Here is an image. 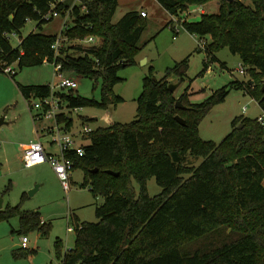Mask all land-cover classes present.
Segmentation results:
<instances>
[{"label": "trees", "instance_id": "1", "mask_svg": "<svg viewBox=\"0 0 264 264\" xmlns=\"http://www.w3.org/2000/svg\"><path fill=\"white\" fill-rule=\"evenodd\" d=\"M54 1L0 0V59L17 62L21 69L53 62L61 64L63 73L103 80L101 102L70 90L61 95L69 108L123 102L122 97H110L123 81L120 69L135 64L141 51L146 17L133 11L113 23L119 0H81L72 10V25L64 36L70 40L94 36L100 44L67 45L56 55L52 46L58 34L32 31L14 47L8 35L20 34L29 21H37L39 28L53 21L46 16ZM210 1L157 0L173 15L187 5ZM219 1L217 14L183 22L190 34L210 39L204 47L207 60L201 74L217 61L215 53L227 47L240 56L251 79L233 81L201 103H192L186 91L179 97L187 107L182 110L176 108L178 99L169 79L176 78L178 84L186 80L189 57L167 69L160 80L151 68L137 101L136 119L96 129L83 155L66 154L74 170L85 171L84 185L104 202L96 208L97 223L71 216L75 246L65 252L62 264H264V126L258 118H235L233 130L219 144L199 136L203 119L233 89L250 94L264 112V0H251L252 6L241 0ZM72 3L67 0L58 9L70 8ZM19 89L25 99L52 93L49 84ZM178 115L186 125L175 119ZM72 125L69 121L67 127ZM188 152L203 162L198 167L185 165ZM153 177L163 191L152 197L147 183ZM19 207L0 210V220L17 215L23 229L47 234L39 211L22 212Z\"/></svg>", "mask_w": 264, "mask_h": 264}, {"label": "rangeland", "instance_id": "2", "mask_svg": "<svg viewBox=\"0 0 264 264\" xmlns=\"http://www.w3.org/2000/svg\"><path fill=\"white\" fill-rule=\"evenodd\" d=\"M241 1L253 5L251 0ZM219 7L220 1L212 0L203 5H187L184 11L173 15L157 0H119L113 23H117L128 12L146 11L148 14L146 18L148 24L140 40L141 51L135 57L136 62L120 69L118 76L123 81L116 84L110 97L111 100L116 96L122 97L123 102L113 104L110 101L104 107L86 106L78 112L73 111L70 132L78 133L83 127V122L95 130L108 127L114 122L131 123L136 119L137 101L143 92L144 78L149 75L150 69L153 68L155 79L160 80L167 69L188 57L189 70L186 80L175 91L178 100L187 91L188 99L192 103H201L212 92L233 81H249L251 79L249 72L243 76L238 71L242 65L240 56L234 55L227 47L215 53L217 61L209 63L208 70L201 74L207 60L203 44L208 43L210 39L187 32L183 21L198 22L203 14H217ZM62 23L61 18H56L39 28L37 21H29L20 34L16 33L10 37V41L17 47L20 37H26L32 31L45 35L59 34ZM67 45H81L86 48L90 44L83 42L82 39H67L63 47ZM16 72L15 77L0 72V121L5 122L0 128V199L3 200L1 210L6 211L8 208L20 206L22 212L39 211L41 221L48 226V232L42 234L36 229H23L17 215L0 220V264H62L65 252L75 246L76 233L69 230L70 226L75 227V221L71 216L76 215L80 222L97 223L96 208L103 204L104 198L95 197L89 187L84 185L83 169L73 171L70 190L66 192L50 164L30 168L24 165L22 143L36 137V132L39 133L47 151L57 153L58 146L53 142L54 135L50 133L54 121L33 119V115L39 111L37 109L31 111L28 101L34 105L41 102L40 98H31L27 101L19 86L55 85L53 92L59 96L68 94L70 90L56 86L58 76L53 62L22 69L16 66ZM64 75L77 81L78 86L73 89L74 94L102 101L101 78L96 80L72 72ZM169 80L171 84L178 83L174 77ZM263 115V109L257 100L244 90L233 89L226 101L216 105L203 119L199 126V136L204 141L219 144L233 130L232 122L235 118L257 119ZM78 143H81L80 139ZM83 143L89 144L90 139L84 140ZM183 162L185 165L198 167L203 158L192 157L188 152ZM134 187L139 194L140 188L136 182ZM36 188L37 191L31 194ZM147 188L152 197L163 191L154 177L148 180ZM23 237L28 238V248L25 250H22L21 245ZM195 246L196 244L187 247L194 249Z\"/></svg>", "mask_w": 264, "mask_h": 264}, {"label": "built area", "instance_id": "3", "mask_svg": "<svg viewBox=\"0 0 264 264\" xmlns=\"http://www.w3.org/2000/svg\"><path fill=\"white\" fill-rule=\"evenodd\" d=\"M65 1L67 0H55L54 2H52L51 10L46 16L47 19L54 20L56 18H61L63 20L61 31L58 34L56 42L52 46L56 51V55L59 54L60 49L64 46V42L67 40V38L64 36V33L72 25V10L75 5H78L77 2H80L81 0H76V2H73L70 8L59 10L58 5L64 3ZM141 15L143 17L148 16L146 11H142ZM8 36L11 37L12 35ZM175 38L176 37H174V39ZM82 41L90 45H97V42L100 40L97 37L90 36ZM207 44V42L204 43V47ZM16 66L17 62L9 64L3 59H0V72L2 73L14 77L17 73ZM238 71L243 76H246L247 74V70L243 65H241ZM55 73L58 76V83L56 84V86L67 90H73L78 86L76 80H73L72 78L66 77L64 75V73L61 71V64H55ZM53 87H55V85H53ZM53 87L51 95L45 98H40V103L31 105L29 104V101L27 99L26 100L28 101V105L31 111L33 109H37L39 111L37 114L33 115L34 121L38 119L54 121V126L50 128V133L54 135L53 142L58 146L59 154L55 155L48 153L41 140H37L28 145V147L24 151L22 158L24 165L28 168L45 163L50 164L55 171L58 179L61 181L65 191L68 192L70 190V179L74 171V163L70 158L66 156V154L70 151H76L79 155H83V147L86 145L83 142L84 140L89 139L91 133H93L95 129L89 127L83 122V127L78 131V133H71V127L68 128L67 124L69 121L73 122L71 118V114L73 113V111L78 112V110L81 108H69L63 102L62 97L53 92ZM258 120L264 126V115L260 116ZM78 139L81 140V143H78ZM69 230L74 231V227L70 226ZM21 245L23 249L28 248L27 237H23Z\"/></svg>", "mask_w": 264, "mask_h": 264}, {"label": "water", "instance_id": "4", "mask_svg": "<svg viewBox=\"0 0 264 264\" xmlns=\"http://www.w3.org/2000/svg\"><path fill=\"white\" fill-rule=\"evenodd\" d=\"M226 1H228V2H233V1H235V0H226ZM179 86H180V84H178V83H177V84H170V85H169V88H170L171 91H176V89H178ZM262 91H264V82H263ZM176 108H178V109H182V110L187 109V107L184 106L183 103H182L180 100L176 102ZM175 119H176L180 124H182V125H186L185 120H184L181 116L178 115V116L175 117ZM4 124H5L4 120H1V121H0V128H1ZM241 127H242V126H241ZM241 127H240V128H241ZM93 172L97 173V172H98V169H95ZM107 173H108V174H111V175L119 176V173H116V172H114V171H112V170H107ZM37 189H38V188H36L35 190L31 191V194H34V193L37 191ZM2 206H3V200L0 199V210L2 209Z\"/></svg>", "mask_w": 264, "mask_h": 264}, {"label": "crops", "instance_id": "5", "mask_svg": "<svg viewBox=\"0 0 264 264\" xmlns=\"http://www.w3.org/2000/svg\"><path fill=\"white\" fill-rule=\"evenodd\" d=\"M148 17V16H147ZM146 17V18H147ZM193 94V93H192ZM36 137H32L29 141H27V142H23L22 143V149L25 151V149L28 147V145L29 144H31L32 142H35V141H37V140H40V136H39V133L38 132H36V135H35ZM47 150V149H46ZM48 153H51V152H49V151H47ZM24 154V153H23ZM51 154H55V155H57V154H59V149H58V152L57 153H51ZM74 216H76V215H74ZM77 217V216H76ZM78 218V217H77ZM80 221V220H79Z\"/></svg>", "mask_w": 264, "mask_h": 264}]
</instances>
